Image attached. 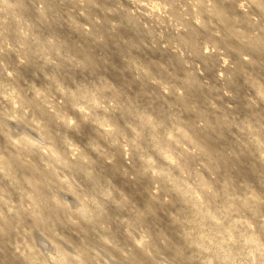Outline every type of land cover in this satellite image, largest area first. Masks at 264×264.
I'll list each match as a JSON object with an SVG mask.
<instances>
[{
    "label": "clouds",
    "instance_id": "1",
    "mask_svg": "<svg viewBox=\"0 0 264 264\" xmlns=\"http://www.w3.org/2000/svg\"><path fill=\"white\" fill-rule=\"evenodd\" d=\"M0 264H264V0H0Z\"/></svg>",
    "mask_w": 264,
    "mask_h": 264
}]
</instances>
